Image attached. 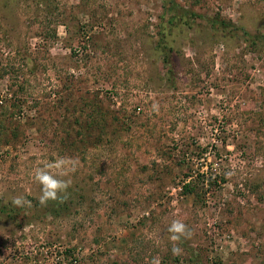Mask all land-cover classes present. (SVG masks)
Returning <instances> with one entry per match:
<instances>
[{"label":"rangeland","instance_id":"374dc122","mask_svg":"<svg viewBox=\"0 0 264 264\" xmlns=\"http://www.w3.org/2000/svg\"><path fill=\"white\" fill-rule=\"evenodd\" d=\"M163 1L0 0V264H264V0Z\"/></svg>","mask_w":264,"mask_h":264},{"label":"clouds","instance_id":"9594fccd","mask_svg":"<svg viewBox=\"0 0 264 264\" xmlns=\"http://www.w3.org/2000/svg\"><path fill=\"white\" fill-rule=\"evenodd\" d=\"M65 160L58 159L55 162L44 164L34 170V180L41 187V194L39 197L40 204L44 205L49 201H55L59 198L61 193H65L70 186V180L58 178L66 175L64 172ZM55 169L56 171H53ZM12 204L17 207L30 206L31 202L26 200L23 196L12 198ZM167 231L171 234L169 239L177 242L176 246L172 248L174 255H179L182 249L179 247V242L182 239H188L191 236V231L187 225L179 220H173Z\"/></svg>","mask_w":264,"mask_h":264},{"label":"trees","instance_id":"16d2710c","mask_svg":"<svg viewBox=\"0 0 264 264\" xmlns=\"http://www.w3.org/2000/svg\"><path fill=\"white\" fill-rule=\"evenodd\" d=\"M167 2V3H166ZM165 7L169 4V8H171V19L169 21V25H171V27L175 26V23H180L183 25H189L190 21L193 20L194 17H197L195 13L193 12H189L185 9L180 8L173 0H164L163 1ZM179 12L182 14H179ZM185 15H189V17L185 16ZM192 18V19H191ZM204 18V17H203ZM187 19V21H186ZM204 20L206 21V23L210 26V28L214 31H230L233 29H238L237 27H235V25H233L230 22H225L224 20H219L217 18L214 19H210V18H204ZM191 27V26H189ZM163 31L165 30V26L162 28ZM240 29V28H239ZM161 36L162 38V44L161 45L166 49H169V51H171L172 49L168 48L165 45V36L166 34L162 33ZM256 40H263L264 41V35L263 34H258L256 37ZM184 191H186L187 193L191 191V189H189V187L187 185H184L183 187ZM13 209L9 208V206H7L6 204H3V202L0 200V214H9Z\"/></svg>","mask_w":264,"mask_h":264}]
</instances>
